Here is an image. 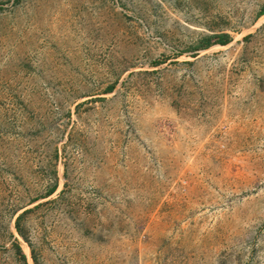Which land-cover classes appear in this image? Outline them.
<instances>
[{"label": "rangeland", "instance_id": "rangeland-1", "mask_svg": "<svg viewBox=\"0 0 264 264\" xmlns=\"http://www.w3.org/2000/svg\"><path fill=\"white\" fill-rule=\"evenodd\" d=\"M263 10L0 0V264H264Z\"/></svg>", "mask_w": 264, "mask_h": 264}, {"label": "trees", "instance_id": "trees-1", "mask_svg": "<svg viewBox=\"0 0 264 264\" xmlns=\"http://www.w3.org/2000/svg\"><path fill=\"white\" fill-rule=\"evenodd\" d=\"M263 14H264V10H263V12H262V15H263ZM222 38H223V40H220V42H218V43L221 44V45H226V44H227V41H228V39H229V36L225 35V36H223Z\"/></svg>", "mask_w": 264, "mask_h": 264}]
</instances>
